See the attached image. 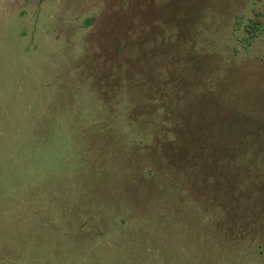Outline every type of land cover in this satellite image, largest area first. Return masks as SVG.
<instances>
[{
  "label": "rangeland",
  "instance_id": "obj_1",
  "mask_svg": "<svg viewBox=\"0 0 264 264\" xmlns=\"http://www.w3.org/2000/svg\"><path fill=\"white\" fill-rule=\"evenodd\" d=\"M0 264H264V0H0Z\"/></svg>",
  "mask_w": 264,
  "mask_h": 264
}]
</instances>
